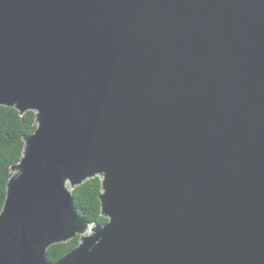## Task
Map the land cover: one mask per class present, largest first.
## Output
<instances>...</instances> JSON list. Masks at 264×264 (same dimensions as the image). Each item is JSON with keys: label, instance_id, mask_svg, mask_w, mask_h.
Segmentation results:
<instances>
[{"label": "water", "instance_id": "water-1", "mask_svg": "<svg viewBox=\"0 0 264 264\" xmlns=\"http://www.w3.org/2000/svg\"><path fill=\"white\" fill-rule=\"evenodd\" d=\"M0 105V264H264V0H0Z\"/></svg>", "mask_w": 264, "mask_h": 264}, {"label": "trees", "instance_id": "trees-1", "mask_svg": "<svg viewBox=\"0 0 264 264\" xmlns=\"http://www.w3.org/2000/svg\"><path fill=\"white\" fill-rule=\"evenodd\" d=\"M36 129L35 112L28 110L20 114L14 107L0 105V210L2 208L7 181L12 175L11 167L18 163L24 148V137ZM73 204L80 217L92 224L103 225L107 218L101 215L99 194L101 177L94 176L71 188ZM79 242V235L47 249V259L55 262Z\"/></svg>", "mask_w": 264, "mask_h": 264}]
</instances>
